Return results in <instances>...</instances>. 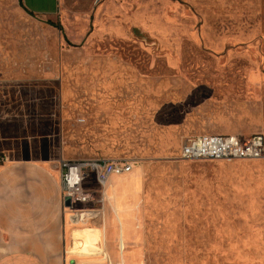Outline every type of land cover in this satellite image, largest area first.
<instances>
[{
	"label": "rangeland",
	"instance_id": "374dc122",
	"mask_svg": "<svg viewBox=\"0 0 264 264\" xmlns=\"http://www.w3.org/2000/svg\"><path fill=\"white\" fill-rule=\"evenodd\" d=\"M58 1L0 0V135L133 163L120 264H264V159L180 158L264 135V0Z\"/></svg>",
	"mask_w": 264,
	"mask_h": 264
},
{
	"label": "crops",
	"instance_id": "0c3cea01",
	"mask_svg": "<svg viewBox=\"0 0 264 264\" xmlns=\"http://www.w3.org/2000/svg\"><path fill=\"white\" fill-rule=\"evenodd\" d=\"M16 1L33 13L24 0ZM64 1H58L59 7ZM0 154L6 157L0 164V264H120L117 241L119 233L127 231L121 224L118 231L113 217L117 203L112 197L120 195L118 183L123 175L114 176L107 187L103 220L73 224L62 200L61 158L54 157L48 147L33 145L29 137L16 135H0ZM62 156L80 160L65 152ZM87 232L100 242L91 254L74 249Z\"/></svg>",
	"mask_w": 264,
	"mask_h": 264
},
{
	"label": "built area",
	"instance_id": "2783aa9c",
	"mask_svg": "<svg viewBox=\"0 0 264 264\" xmlns=\"http://www.w3.org/2000/svg\"><path fill=\"white\" fill-rule=\"evenodd\" d=\"M186 161L264 159V135L244 137L237 134H202L190 138L181 148ZM6 157L0 154V164ZM133 163L116 159H80L60 161L62 200L73 224L103 220L107 187L114 176L130 173ZM66 199L70 204H66Z\"/></svg>",
	"mask_w": 264,
	"mask_h": 264
},
{
	"label": "bare ground",
	"instance_id": "6f19581e",
	"mask_svg": "<svg viewBox=\"0 0 264 264\" xmlns=\"http://www.w3.org/2000/svg\"><path fill=\"white\" fill-rule=\"evenodd\" d=\"M128 174V173H127ZM125 175V174H124ZM118 211V210H117ZM100 244V242L93 236L92 232H87L83 238V240H81L79 243H77V245H75L74 249L78 250L80 253H87V254H91L93 253V248ZM102 245L103 244V240H102ZM103 247V246H102ZM101 249V248H100ZM104 249V248H103ZM96 252V251H95ZM125 259V258H124Z\"/></svg>",
	"mask_w": 264,
	"mask_h": 264
},
{
	"label": "water",
	"instance_id": "95a60500",
	"mask_svg": "<svg viewBox=\"0 0 264 264\" xmlns=\"http://www.w3.org/2000/svg\"><path fill=\"white\" fill-rule=\"evenodd\" d=\"M66 204L69 205L70 204V200L66 199Z\"/></svg>",
	"mask_w": 264,
	"mask_h": 264
},
{
	"label": "trees",
	"instance_id": "16d2710c",
	"mask_svg": "<svg viewBox=\"0 0 264 264\" xmlns=\"http://www.w3.org/2000/svg\"><path fill=\"white\" fill-rule=\"evenodd\" d=\"M21 1V3H22V0H20Z\"/></svg>",
	"mask_w": 264,
	"mask_h": 264
}]
</instances>
